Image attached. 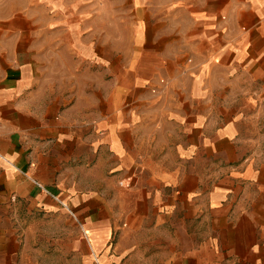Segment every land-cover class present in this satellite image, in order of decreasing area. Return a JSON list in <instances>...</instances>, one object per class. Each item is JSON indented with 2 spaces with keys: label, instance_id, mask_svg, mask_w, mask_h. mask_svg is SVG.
I'll return each instance as SVG.
<instances>
[{
  "label": "crops",
  "instance_id": "obj_1",
  "mask_svg": "<svg viewBox=\"0 0 264 264\" xmlns=\"http://www.w3.org/2000/svg\"><path fill=\"white\" fill-rule=\"evenodd\" d=\"M78 9L0 0V203L78 220L70 264H264V0L189 6L154 91L137 66L95 86ZM14 233L0 224L5 264L30 252Z\"/></svg>",
  "mask_w": 264,
  "mask_h": 264
},
{
  "label": "rangeland",
  "instance_id": "obj_2",
  "mask_svg": "<svg viewBox=\"0 0 264 264\" xmlns=\"http://www.w3.org/2000/svg\"><path fill=\"white\" fill-rule=\"evenodd\" d=\"M224 1L226 0H77L78 14H74L77 22L79 21L77 38L91 41L93 45L95 86L98 82L102 83L104 76L112 79V91L118 82L114 79L115 76L132 84L134 66L149 79L146 84L151 91L158 85H167L165 76L159 78L158 83H150L151 65L158 63L159 53L173 52L174 43L184 41L183 33L188 28L187 8L199 5L215 8ZM61 52L68 51L62 48ZM108 64L111 72L104 74ZM88 70L79 62L80 75H86ZM149 96L150 94L144 95ZM131 97L133 95H128V103L133 100ZM146 101L149 102L150 99ZM94 165L99 167L94 169V175L102 177V159L95 157ZM80 194L83 195L84 192L80 191ZM75 208L81 209L84 215L85 205L79 202ZM0 215L5 216V221H0V224L13 228L16 236L13 245L19 253L22 233L28 232L26 235L29 237L30 252H25L26 255L23 256L18 254L15 264H70V259L73 258L71 247L75 236L82 229L79 221L72 216L71 218L63 207L58 205L55 208L39 209L9 199L0 203ZM11 215L14 221H11ZM10 247L7 240L6 251ZM5 259H9V255ZM3 260L4 254L0 253V264H5Z\"/></svg>",
  "mask_w": 264,
  "mask_h": 264
},
{
  "label": "built area",
  "instance_id": "obj_3",
  "mask_svg": "<svg viewBox=\"0 0 264 264\" xmlns=\"http://www.w3.org/2000/svg\"><path fill=\"white\" fill-rule=\"evenodd\" d=\"M72 213V212H71Z\"/></svg>",
  "mask_w": 264,
  "mask_h": 264
}]
</instances>
